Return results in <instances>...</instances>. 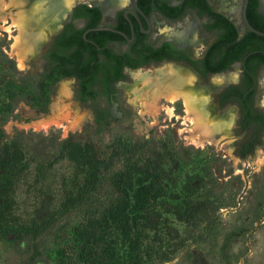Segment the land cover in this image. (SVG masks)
Here are the masks:
<instances>
[{
  "label": "rangeland",
  "instance_id": "1",
  "mask_svg": "<svg viewBox=\"0 0 264 264\" xmlns=\"http://www.w3.org/2000/svg\"><path fill=\"white\" fill-rule=\"evenodd\" d=\"M34 1L30 0L27 6ZM209 1L230 16L226 4L223 7L221 1ZM238 5H242V0ZM5 14L7 20L1 21L0 29V99L4 92L1 82L5 79L23 83L26 90L12 96V112L6 111L0 100V116H7L0 128L24 143L21 146L12 142L6 151L0 141V172L2 160L22 156L28 163V182L38 180L41 191L30 192L28 185L21 183L11 193L13 206L1 207L0 225H11V233L17 229L18 239L12 242L0 231V264H57L63 256L60 247L70 245L77 250L74 264H264V132L254 154L239 158L233 152L236 111L224 105L222 110L231 108L226 115L216 112L218 94L203 87L209 77L194 90L199 97L207 91L209 115L216 122L226 120L230 113L234 115L230 129H224L218 138L214 136L218 143L192 141L191 135L198 134L195 114L186 112L183 100L171 103L160 96L142 107L141 99L127 89V85L136 83L128 70L127 78L117 84L125 116L120 121L112 119L102 132H97L92 109L74 97L75 84L71 80L69 94L61 90L66 81L60 82L51 95L48 111H36L31 97L43 67L36 55L53 32H47L42 45L28 51L21 66L16 52L22 48L14 45L19 30L12 15ZM207 38L205 46L214 37ZM201 52L203 48L198 50L199 56ZM229 71H238V66L233 65ZM142 86L136 84V88ZM7 87L15 90L11 83ZM197 102L202 105L200 99ZM56 103L61 109L53 113ZM151 103L160 110H154ZM103 105L94 104L98 109ZM212 107L216 110L212 111ZM65 113L69 114L68 120L63 117ZM58 116L63 120L60 124H46ZM112 141L129 146L143 144L142 148L148 143L151 148L148 154L120 169L110 186H99L100 192L110 190L111 201L96 200L91 209L81 212L72 201L78 191L90 188L82 185L93 182L95 174L90 170V160L73 159L71 145L81 142L77 150L82 157L87 154L103 159L101 148ZM42 162L47 169L41 182L35 167ZM235 175H240L241 181L235 180ZM208 188L214 190L216 197L221 195L216 202L221 208L216 216L203 220L200 209L205 205L203 193ZM217 228L218 234L214 232ZM230 233H236L230 242V259L220 260L213 250L221 249Z\"/></svg>",
  "mask_w": 264,
  "mask_h": 264
},
{
  "label": "trees",
  "instance_id": "2",
  "mask_svg": "<svg viewBox=\"0 0 264 264\" xmlns=\"http://www.w3.org/2000/svg\"><path fill=\"white\" fill-rule=\"evenodd\" d=\"M258 0H250L247 7V17L251 25L257 30L264 32V15L257 12L256 6ZM184 11L187 9H196L200 15H207L211 22L206 26L212 31H217L216 40L208 47L205 52V58L201 61V71L207 75L210 72H221L230 68V65L238 60L243 62V67L246 73L250 77H253L257 71L260 64H264V36L247 29L246 33L242 37H238V29L232 20L226 17L223 13L214 10L213 6L208 0H184L183 2ZM183 10V9H182ZM168 12V11H165ZM165 48H171L175 52L176 50L171 43L166 42L161 48L154 49L152 46H146L142 49L132 50L137 54H144L147 51H153V57L161 60ZM98 50H88L86 51L82 47H77L69 53H65L63 48H58V42L54 45L53 50L50 52L49 63L46 66L45 72L39 73V79L37 81V87L32 93L31 101L34 108L37 111L46 113L48 111V104L50 102L51 95L54 93L55 85L58 83V79L61 76L75 75L81 89V95L79 97L82 100H87L89 98H95L96 89H93L97 83H99L98 75L101 74V84L105 88L107 93L111 92L113 89V84L118 79L125 78V74L122 72L124 64H128L131 67H137L138 63L133 62L130 57L127 60L123 59L124 55H118L115 51H105L106 60H99ZM162 54V55H161ZM128 56V53L125 54ZM176 56V55H174ZM148 59L153 58L152 56H147ZM193 64L197 61L190 60ZM12 67L15 68L14 61L11 60ZM67 67L70 69L68 70ZM61 68H65V72L59 74ZM1 69V68H0ZM250 77L246 78L244 85L239 86V88L245 87L250 88L251 83ZM15 85V90L7 87V84ZM23 83H18L16 80L5 79L1 82V88L4 90L3 97L0 99L2 101L1 105L7 108L6 111L12 112L13 105L12 99L14 95L21 94L26 88ZM238 89L229 88L228 90ZM108 113H98L97 117V132H102L106 124L110 123L108 121ZM5 115L0 116V124L2 121L6 120ZM0 141L3 142V149L6 151L10 150L11 143H18L19 145H24L20 139L16 138L14 135L9 136L6 134L2 128H0ZM73 144L72 147V157L75 161L83 162L90 160V165L92 171H94V181H88L85 185L86 188L90 187L88 190H80L76 194L75 199L72 201L74 207H77L83 212L87 208H92L96 200H107L111 201L113 194L109 189L100 192L99 186H110L118 171L122 168H126L127 165L133 160H139L140 155L148 154V150L151 148V144H146L145 148L143 145H124L121 141H112L111 143L103 146L101 148V154L103 159L90 158L87 154L82 157L80 151L77 148L81 145ZM3 171L0 172V209L10 208L13 206L12 191L17 189L21 183L27 184L29 191L33 192L38 190L41 186L38 180L29 183L27 179L28 163L24 162L22 156H8L7 160H2ZM45 164L42 162L40 165L36 166L35 174L41 179V182L45 178ZM235 180L241 181L240 175L234 176ZM82 189V188H81ZM41 191V189H39ZM38 190V191H39ZM205 205L200 209V218L203 220H208L212 216H216L219 212L221 206L216 205L220 196L216 197V193L212 188H208L205 191ZM88 209V210H90ZM11 225L1 226V235L7 236L10 241H17V229L14 233L10 231ZM219 233L220 229L214 231ZM12 235V238H9ZM236 236V233L227 234V238L222 242L221 249L213 250L216 254L220 256V260L228 261L230 258L229 249L231 248V240ZM215 241L212 242L211 249L214 248ZM62 257L57 264H74L75 256L77 255V250L74 245H70L66 248L60 247ZM217 257V255H216ZM36 262V261H35ZM33 262L32 264H35Z\"/></svg>",
  "mask_w": 264,
  "mask_h": 264
},
{
  "label": "flooded vegetation",
  "instance_id": "3",
  "mask_svg": "<svg viewBox=\"0 0 264 264\" xmlns=\"http://www.w3.org/2000/svg\"><path fill=\"white\" fill-rule=\"evenodd\" d=\"M183 2L184 0H128V3L122 6L115 5L111 10H107L109 0L76 1L69 11L67 10L68 12H66L64 18L59 21L58 29L51 31L53 32L50 35L51 39H48L44 45L47 48L41 55V58L38 59L43 65L40 73L45 72L46 66L49 63V54L57 42L58 48H63L66 54L77 47H82L86 51L95 49L100 52L99 60L105 61V51L113 50L118 55H124L123 59L127 60V57H130L133 62L138 63L137 67L124 64L122 72L125 74V78L116 80L112 91L109 93L105 91V88L101 84L102 76L99 74V83L93 88L98 91L96 97L87 100H82L79 97L82 93L75 75L61 76L58 79L57 84L70 80L75 84L74 97L81 105L89 104L88 106L92 109L96 126L98 124L96 120L97 113H108V121L110 122L112 119L120 121L124 118V104L117 84L127 78V70L130 72L132 69L157 65L162 60H174L180 62V64L176 65H184L183 62L189 63L206 79L210 73L214 72L205 75L199 67H201V61L205 58L206 50L216 40L217 31H212L206 26L212 21L207 15H200L196 9L184 11ZM213 8L218 11L214 6ZM256 9L258 13L264 15L263 0H258ZM220 13L225 12L222 11ZM187 22L190 23L189 31L183 41H177L174 37L168 36L160 30V27H163L164 24H186ZM239 23L241 25L237 29L238 37L240 38L245 35L248 28L245 27L242 19L240 21V17ZM207 37L214 38L205 46ZM166 42L171 43L178 51L175 52L171 48H165L161 60L153 57V51H147L141 55L132 51L137 48L143 50L146 46L159 49ZM202 48V56H199L198 50ZM126 53H128V56H125ZM147 56H152L153 58L148 59ZM190 60L197 62L193 64ZM235 62H239L238 79L231 86L218 93L216 100L219 105L217 106V108L219 107V111L217 110L216 112L226 115L227 111L231 108L227 107V109L222 110L224 105L232 106V109L236 111L234 129L232 130L235 135L233 139V152L239 158L246 159L254 154L255 148L262 142L263 138L264 104H262V98H264V85L261 80V78L263 79L261 71L264 68V64H260L254 76L250 77L244 70L243 62L241 60ZM67 69L69 70L70 68L67 67ZM65 70V68H61L59 74L61 73L62 75V72H65ZM248 77H250L251 83L249 84L251 87L239 88V86L244 85V82L247 81L245 79ZM232 87L238 89L228 90ZM97 102L104 103L103 107L98 109L94 106ZM114 103H117L116 115L113 112ZM225 131H218L214 136L218 138Z\"/></svg>",
  "mask_w": 264,
  "mask_h": 264
},
{
  "label": "bare ground",
  "instance_id": "4",
  "mask_svg": "<svg viewBox=\"0 0 264 264\" xmlns=\"http://www.w3.org/2000/svg\"><path fill=\"white\" fill-rule=\"evenodd\" d=\"M45 1H47V5ZM218 1L222 2V6L224 4L228 6H226L230 12V16H228L236 20V24L239 25V0ZM29 2L30 0H9L6 2L5 0H0V29H2L1 21L7 20L5 13H8L12 15L13 23L19 30V35L16 36L14 45L18 48H22L21 50L19 49L16 52L18 55L19 64L21 66L24 63V57L28 53V51L31 52V50H33L32 47H35V45L37 44L42 45L45 41L44 39H46L45 36H47V32L51 33V31L58 29L59 21L64 18L67 10L71 8L74 3H76V0H44L41 3H39V0H35L32 4H30V6H27L29 5ZM126 3H128V0H109L107 10H111L115 5L122 6ZM14 11L16 12L15 14H13ZM189 26L190 23L188 22L186 24L177 23L174 25L164 24V26L161 28V31L165 32L168 36L174 37L177 41H183L185 39V36H187L188 34ZM261 72L263 76L262 84L264 85V68ZM130 74L136 83L134 82L135 85L131 86L127 85V89H129L133 93L136 99H141V104L144 108H146L150 104V102H147L148 100H151L152 98H159L160 96L171 103L177 100H183L186 112L190 115L192 113L195 114V124L196 128L198 129V134H196L195 136L191 135V139L193 142L198 140L201 143H203V141H213L215 143H218L219 140L214 138L215 132L223 131L224 129H230L229 126L232 124L234 115L230 113V116H228L226 120H217V122L213 118L214 116L211 118V115H209V111L207 110L209 101L207 91L201 97H199L196 91L194 92V90H197L196 88L200 85V80L188 67L184 65H176L173 63L163 62L156 67L152 66L148 69L141 68L132 70L130 71ZM238 75V71H227L211 75L207 83H205V86L203 87L204 89L206 88L205 90L211 91V89L226 86L231 82H236L238 79ZM138 83H141L143 85L142 88H136V84L138 85ZM61 90L62 92H64V94H69L71 91L70 82H64L62 84ZM198 99H200L202 105L198 104ZM60 103L53 104V113H56L61 109ZM152 105H154V103ZM154 107V110H156L157 112L158 110H160L158 109L160 107H158L157 105H154ZM172 109H169L167 111L172 112ZM211 110L213 111L215 109L212 107ZM63 117L68 120L69 114L65 113ZM61 119L62 118L58 116L53 118L46 124H60L61 121H63Z\"/></svg>",
  "mask_w": 264,
  "mask_h": 264
},
{
  "label": "water",
  "instance_id": "5",
  "mask_svg": "<svg viewBox=\"0 0 264 264\" xmlns=\"http://www.w3.org/2000/svg\"><path fill=\"white\" fill-rule=\"evenodd\" d=\"M247 5H248V0H243L242 1V5L241 6H238V8H239V10H238V14H239V17H240V21H241V19L243 20V22H244V25H245V27H247L248 29H250V30H252L253 32H255V33H257V34H260V35H264V32H262V31H260V30H257L256 28H254L251 24H250V22H249V20H248V18H247ZM218 11H220L219 9H218ZM220 12H222V11H220ZM226 17H228L230 20H232L233 21V19L231 18V17H229L228 15H226L225 13H223ZM234 22V24L238 27V25L236 24V22L235 21H233ZM126 36V35H125ZM49 39H51L50 37H49ZM46 48L47 47H42L41 48V50L39 51V53L36 55V57L39 59V58H41V55L45 52V50H46ZM163 62H168V63H174V64H180V62H177V61H174V60H162V61H160V62H158V64L157 65H159V64H161V63H163ZM183 64L185 65V66H187L197 77H198V79L202 82V83H205V79H204V77L202 76V75H200V73H198L197 72V70L192 66V65H190L189 63H187V62H183ZM233 65H235V66H238L239 65V62H235V63H233L232 65H231V67L233 66ZM145 67H149V66H145ZM136 69H138V68H136ZM136 69H132V70H136ZM227 71H229V69H227V70H225V71H221V72H217V73H222V72H227ZM217 73H210L209 74V77L211 76V75H214V74H217ZM208 81V80H207ZM225 88V86H223V87H219V88H214V89H212L211 91L214 93V94H218L219 92H221L223 89ZM116 105H117V103H114L113 104V112H114V114L116 115ZM246 189V188H245ZM245 192V191H244ZM241 200H242V198L240 197L239 198V207L241 206ZM238 207V208H239ZM237 209V208H236ZM235 208H233L232 210L234 211V210H236Z\"/></svg>",
  "mask_w": 264,
  "mask_h": 264
}]
</instances>
